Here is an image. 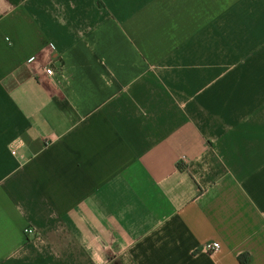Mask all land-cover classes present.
I'll return each mask as SVG.
<instances>
[{
  "label": "crops",
  "instance_id": "1",
  "mask_svg": "<svg viewBox=\"0 0 264 264\" xmlns=\"http://www.w3.org/2000/svg\"><path fill=\"white\" fill-rule=\"evenodd\" d=\"M0 264H264V0H0Z\"/></svg>",
  "mask_w": 264,
  "mask_h": 264
},
{
  "label": "built area",
  "instance_id": "2",
  "mask_svg": "<svg viewBox=\"0 0 264 264\" xmlns=\"http://www.w3.org/2000/svg\"><path fill=\"white\" fill-rule=\"evenodd\" d=\"M34 60H37V57H34ZM45 73L47 76L52 77L53 76V69L51 67H46L45 68ZM12 154L13 155H17L18 151L17 149H12ZM26 236L31 237L32 235H34L35 233V229L32 227H26L24 230ZM221 245L218 242H212V243H208L205 245L204 249L208 252V253H216L220 250Z\"/></svg>",
  "mask_w": 264,
  "mask_h": 264
}]
</instances>
